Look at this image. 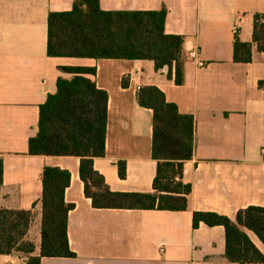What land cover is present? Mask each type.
<instances>
[{"label":"crops","instance_id":"crops-1","mask_svg":"<svg viewBox=\"0 0 264 264\" xmlns=\"http://www.w3.org/2000/svg\"><path fill=\"white\" fill-rule=\"evenodd\" d=\"M75 0H0V208L32 211L26 240L40 254L45 166L71 173L65 201L73 204L68 238L74 257H43L41 264H238L226 257L222 225H193L195 211L235 219L248 206L264 207V52L253 44L251 62H236L235 41L253 42L254 17L264 0H100L105 11L167 9L165 32L184 37V82L175 68L149 59L53 57L49 14L71 11ZM198 49L199 66L189 53ZM64 67H90L86 77L109 94L105 156L94 168L115 192L153 193V110L142 106V87L156 85L182 113L194 116V151L184 162L192 185L185 210L95 208L85 193L77 156L30 153L41 105L57 89ZM127 175L121 178L119 162ZM264 253V244L246 229ZM29 254H0V264H27ZM264 264V263H248Z\"/></svg>","mask_w":264,"mask_h":264},{"label":"trees","instance_id":"trees-1","mask_svg":"<svg viewBox=\"0 0 264 264\" xmlns=\"http://www.w3.org/2000/svg\"><path fill=\"white\" fill-rule=\"evenodd\" d=\"M167 9L105 11L100 0H75L71 11L49 14L48 54L53 57L95 59H149L157 70L175 68V82H184V37L167 34ZM264 52V14L254 17L253 42L235 41L236 62H251L253 44ZM74 72L71 78L59 77L57 89L41 105L37 134L30 139V153L48 156H77L85 193L95 208H142L185 210L192 185L183 182L184 162L193 156L194 116L182 113L176 103L166 99L156 85L140 89L139 103L153 110V158L157 174L153 193L115 192L95 170L94 159L105 156L109 94L86 77L95 73L90 67H64ZM121 178L127 175L125 161L119 162ZM4 162L0 158V187ZM42 243L26 240L32 211L0 208V254L14 250L29 254L27 264H41L43 257H74L68 238L69 212L73 204L65 201L71 173L45 166L42 175ZM201 222L222 225L226 232V257L238 264L264 263V253L252 241L246 229L264 244V207L248 206L235 219L216 212L195 211L193 225Z\"/></svg>","mask_w":264,"mask_h":264},{"label":"built area","instance_id":"built-area-1","mask_svg":"<svg viewBox=\"0 0 264 264\" xmlns=\"http://www.w3.org/2000/svg\"><path fill=\"white\" fill-rule=\"evenodd\" d=\"M189 58L190 60L195 61L199 66H204L205 64L200 58L199 50L196 48L190 51Z\"/></svg>","mask_w":264,"mask_h":264}]
</instances>
